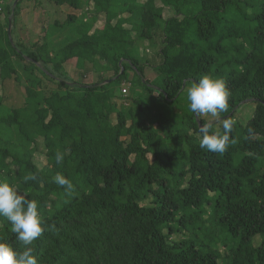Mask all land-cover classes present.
I'll return each instance as SVG.
<instances>
[{"label": "trees", "instance_id": "16d2710c", "mask_svg": "<svg viewBox=\"0 0 264 264\" xmlns=\"http://www.w3.org/2000/svg\"><path fill=\"white\" fill-rule=\"evenodd\" d=\"M21 1L0 13V83L13 78L25 98L7 108L0 97V181L38 202L45 231L32 248L39 264H264V0H43L73 11L92 4L91 18L66 15L64 24L82 22L60 46L47 40L46 28L30 46L11 41L8 19ZM230 12L251 34L248 51L224 43ZM230 29L231 42L246 31ZM159 30L161 61L150 65L156 75L148 82L147 64L132 51ZM73 58L77 70L90 65L92 83L68 80L64 66ZM215 71L230 92L218 117L234 122L235 143L223 154L201 149L207 122L188 105L177 112L173 105L184 81ZM130 81L156 90L150 101L158 107L145 112L139 98H122L119 86ZM244 101L254 109L240 124L234 113ZM222 124L211 131L223 134ZM37 138L41 168L33 161ZM56 175L72 181L71 197ZM0 242L24 247L4 217Z\"/></svg>", "mask_w": 264, "mask_h": 264}, {"label": "rangeland", "instance_id": "374dc122", "mask_svg": "<svg viewBox=\"0 0 264 264\" xmlns=\"http://www.w3.org/2000/svg\"><path fill=\"white\" fill-rule=\"evenodd\" d=\"M16 0H0V13L3 9V6L5 4L12 5ZM124 1V0H123ZM143 1V0H140ZM18 2V0H17ZM16 2V3H17ZM138 2V1H137ZM156 3L159 4L158 0H156ZM16 5V4H15ZM236 10V5H231V10ZM92 4L90 3V6L88 7L86 3H82L81 5V13L85 12L88 14V17L91 18L93 15L92 13ZM18 13L14 20H12V14L11 17V28H10V38L11 41L16 43L17 41L22 42L26 46H30V44L41 40L42 37V31L44 28H46L48 31L47 33V40L54 43L55 46H60L70 39H72L75 36V31L77 29V26L82 22L81 17L76 19L74 26L70 25V23L65 22V18L67 14H75L78 16L80 14V11H73L69 7H56L53 4L47 3L43 0H22L18 6ZM173 11L168 9V11L164 14L165 17L171 16ZM251 11L248 10V13ZM122 16L126 17V14H123ZM87 16L84 18L86 21ZM57 20L58 22L62 23V26L56 27L54 25V21ZM88 20V19H87ZM14 21V25H13ZM103 23V19L100 18L99 22L96 23L97 27H100ZM245 22L242 20L241 17L235 16L233 13H229L227 17L225 18L224 22V28H223V37L224 43L227 44V47H230V50L234 49L236 46H238L240 43L243 44V49L245 51H248V42L250 41L251 34H248L247 27L243 26ZM246 28L244 36L241 37V39H237V42H231L229 38L226 37L230 33V30L233 29L230 28ZM8 28V27H7ZM125 28H129L128 25L125 26ZM239 35H243L241 31H237ZM190 37V36H189ZM187 37V40L190 41V38ZM217 37V36H216ZM215 37V38H216ZM214 38V39H215ZM161 39H162V33L161 31H157L155 33V36L150 42V44L139 41L133 48L132 54L134 57L138 59L139 62L147 64L146 68L144 69V77L148 82H151L155 78V72L152 70L151 66L158 65L160 60V57L158 56V51L161 48ZM207 44H203L205 46ZM232 57V54L230 53L229 58ZM228 57H225L227 59ZM75 58L71 59L69 62H67L64 66L67 78L68 80L78 81V82H89L92 83L95 80L94 74L90 72L91 67L89 64H87L86 71L84 70H77L75 69ZM22 64H25V62H22ZM151 65V66H150ZM216 66L214 67V69ZM77 70V71H76ZM85 76V77H84ZM107 76H112V73L109 72ZM133 76V73H129V78L131 79ZM213 77L217 78V72L215 71L212 75ZM191 85L190 82H183V86L181 89V94H179V102H174L175 111L177 112V108L181 105H188L187 101V88ZM154 88V85H151ZM121 90H126L125 93H123L125 97L130 99L133 97L139 98V101L145 105V112L148 111L147 107H158L157 104L152 101V98L156 97V90L153 91L151 94L144 89L143 86L138 85L135 81L125 82L123 85L119 86ZM155 89V88H154ZM0 97L3 101V105L7 108L10 107H21L24 105V90L22 86H20L13 78L5 80L3 83H0ZM151 100V101H150ZM151 102V103H150ZM125 104L130 105L129 100H124ZM147 106V107H146ZM254 109V104L251 101H244L240 103V105L237 107L235 113H234V120H236L240 124H244L247 122V120L252 116ZM199 118L203 119L205 122L214 121L212 126L217 127V125L223 123L225 119L220 117H212L210 115H203L199 116ZM35 144L37 147V151L33 156L34 163L41 168L45 164V158H44V148L42 145V140L40 138L35 139ZM10 159H8L9 161ZM146 202H143L142 204H145ZM178 237L175 235H172V239H177ZM258 243V239H254V244ZM222 253H224V250H221Z\"/></svg>", "mask_w": 264, "mask_h": 264}, {"label": "clouds", "instance_id": "9594fccd", "mask_svg": "<svg viewBox=\"0 0 264 264\" xmlns=\"http://www.w3.org/2000/svg\"><path fill=\"white\" fill-rule=\"evenodd\" d=\"M189 110L198 117L210 115L217 117L229 109L230 92L225 81L209 74L202 75L187 88ZM214 121L202 124L199 129L201 138L199 147L209 152L223 154L235 140L230 137L234 122L224 120L223 134L211 131ZM55 160L61 164L64 154L55 153ZM35 176L26 177L33 180ZM54 182L64 189L66 196L74 193L72 181L63 175H56ZM0 217H4L11 225V231L16 240L24 247L17 250L6 242H0V264H39L34 255L33 242L41 238L45 231V222L39 211L36 200L29 199L26 193H21L16 187L6 181H0ZM55 230V226H51Z\"/></svg>", "mask_w": 264, "mask_h": 264}, {"label": "water", "instance_id": "95a60500", "mask_svg": "<svg viewBox=\"0 0 264 264\" xmlns=\"http://www.w3.org/2000/svg\"><path fill=\"white\" fill-rule=\"evenodd\" d=\"M16 2H17V0L13 3V7L15 6V4H16ZM11 17H9V19H8V28H7V34L8 35H10V28H11ZM123 71V69L121 68V70H120V73ZM119 73V74H120Z\"/></svg>", "mask_w": 264, "mask_h": 264}, {"label": "built area", "instance_id": "2783aa9c", "mask_svg": "<svg viewBox=\"0 0 264 264\" xmlns=\"http://www.w3.org/2000/svg\"><path fill=\"white\" fill-rule=\"evenodd\" d=\"M122 92L125 93L126 91L123 89Z\"/></svg>", "mask_w": 264, "mask_h": 264}, {"label": "crops", "instance_id": "0c3cea01", "mask_svg": "<svg viewBox=\"0 0 264 264\" xmlns=\"http://www.w3.org/2000/svg\"><path fill=\"white\" fill-rule=\"evenodd\" d=\"M69 62V61H68ZM76 69V68H75ZM77 71V70H76ZM130 79V78H129ZM124 84V83H123Z\"/></svg>", "mask_w": 264, "mask_h": 264}]
</instances>
